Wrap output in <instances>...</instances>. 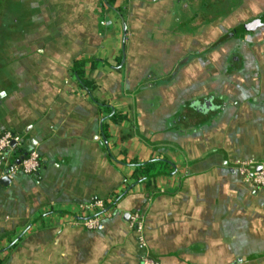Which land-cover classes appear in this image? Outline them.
<instances>
[{
    "label": "crops",
    "instance_id": "crops-1",
    "mask_svg": "<svg viewBox=\"0 0 264 264\" xmlns=\"http://www.w3.org/2000/svg\"><path fill=\"white\" fill-rule=\"evenodd\" d=\"M7 131L41 163L2 178L0 264H264L232 169L264 162V0H0Z\"/></svg>",
    "mask_w": 264,
    "mask_h": 264
},
{
    "label": "built area",
    "instance_id": "built-area-1",
    "mask_svg": "<svg viewBox=\"0 0 264 264\" xmlns=\"http://www.w3.org/2000/svg\"><path fill=\"white\" fill-rule=\"evenodd\" d=\"M20 136L12 132H4L0 135V158L7 162V154L10 153V144L19 147ZM8 163V162H7ZM40 159L36 151H29L28 154L21 158L18 164L8 163L9 170L0 173V180L2 178L11 179L17 174L35 175L40 168ZM233 171L247 183L253 187L264 190V162L254 161H238L232 167ZM86 210L95 214L93 217L82 222L83 227L88 230H95L99 227V220L105 215V203L96 201L86 207ZM129 228L136 234L139 244L145 248V241L143 239V218L138 213H131L128 218ZM142 264H156L152 259L144 254Z\"/></svg>",
    "mask_w": 264,
    "mask_h": 264
},
{
    "label": "trees",
    "instance_id": "trees-1",
    "mask_svg": "<svg viewBox=\"0 0 264 264\" xmlns=\"http://www.w3.org/2000/svg\"><path fill=\"white\" fill-rule=\"evenodd\" d=\"M76 78L78 83L83 87V88H87V83L86 81L81 77V75L78 73V71L76 72ZM10 153L13 154L14 156V161H12V164H16V161H18L20 158L25 157L28 152L25 151L24 149H21L20 146H14L13 148H11ZM16 160V161H15ZM128 164H130L132 167H135V170H137V174H136V178H138L139 180H143V179H148L150 176V170L152 169V165L153 163H145L143 165H138L137 163L131 162V161H124Z\"/></svg>",
    "mask_w": 264,
    "mask_h": 264
},
{
    "label": "water",
    "instance_id": "water-1",
    "mask_svg": "<svg viewBox=\"0 0 264 264\" xmlns=\"http://www.w3.org/2000/svg\"><path fill=\"white\" fill-rule=\"evenodd\" d=\"M10 147L13 148L14 147V143H11L10 144ZM20 160H21V158L18 161H16V164H18ZM5 181H7V180L6 179H1L0 180V184L3 183V182H5Z\"/></svg>",
    "mask_w": 264,
    "mask_h": 264
}]
</instances>
